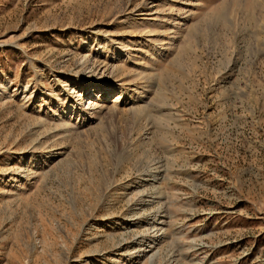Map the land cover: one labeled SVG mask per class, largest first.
<instances>
[{"label": "rangeland", "instance_id": "obj_1", "mask_svg": "<svg viewBox=\"0 0 264 264\" xmlns=\"http://www.w3.org/2000/svg\"><path fill=\"white\" fill-rule=\"evenodd\" d=\"M0 93V264H264V0H0Z\"/></svg>", "mask_w": 264, "mask_h": 264}, {"label": "bare ground", "instance_id": "obj_2", "mask_svg": "<svg viewBox=\"0 0 264 264\" xmlns=\"http://www.w3.org/2000/svg\"><path fill=\"white\" fill-rule=\"evenodd\" d=\"M101 84H103V82H102ZM5 93H6V92H5ZM0 94H1V93H0ZM7 94H8V93H7ZM1 95H2V94H1ZM1 95H0V96H1ZM3 98H4V97H3ZM147 179H148V178H147Z\"/></svg>", "mask_w": 264, "mask_h": 264}]
</instances>
